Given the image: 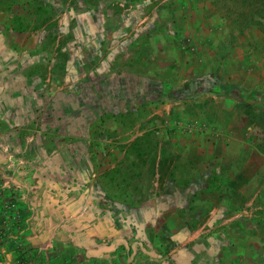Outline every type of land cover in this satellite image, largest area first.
I'll return each mask as SVG.
<instances>
[{"label":"rangeland","instance_id":"374dc122","mask_svg":"<svg viewBox=\"0 0 264 264\" xmlns=\"http://www.w3.org/2000/svg\"><path fill=\"white\" fill-rule=\"evenodd\" d=\"M252 9L0 0V243L21 258L32 194L53 198L28 205L63 232L57 264H264V26Z\"/></svg>","mask_w":264,"mask_h":264},{"label":"crops","instance_id":"0c3cea01","mask_svg":"<svg viewBox=\"0 0 264 264\" xmlns=\"http://www.w3.org/2000/svg\"><path fill=\"white\" fill-rule=\"evenodd\" d=\"M21 186L18 179H11L8 189H15L14 186ZM53 198H45L43 200H36L34 195H26L25 199L22 198L23 212H21V217H23L24 226L20 229L21 231L16 233L15 238H22L25 242L24 250L29 254L28 264H57L55 262L54 254L61 249V237L63 232L54 228V223L47 218L46 212L40 208L30 207L28 203L35 204V206L41 207L45 203L52 201ZM53 205L55 202H52ZM2 209L0 207V214H2ZM54 215V212H52ZM78 246L75 245V249ZM58 253V252H57ZM19 252L13 247V244H1L0 243V264H16ZM2 255V257H1ZM4 255V256H3ZM102 254L96 255V261L88 262L80 261L78 262L77 254L70 259L72 264H118L116 262H106ZM47 258V259H46Z\"/></svg>","mask_w":264,"mask_h":264},{"label":"trees","instance_id":"16d2710c","mask_svg":"<svg viewBox=\"0 0 264 264\" xmlns=\"http://www.w3.org/2000/svg\"><path fill=\"white\" fill-rule=\"evenodd\" d=\"M248 2H250V5L253 7L248 15L251 24L264 26V0H244L245 4Z\"/></svg>","mask_w":264,"mask_h":264},{"label":"built area","instance_id":"2783aa9c","mask_svg":"<svg viewBox=\"0 0 264 264\" xmlns=\"http://www.w3.org/2000/svg\"><path fill=\"white\" fill-rule=\"evenodd\" d=\"M29 254L24 248H21V258L17 260V264H28Z\"/></svg>","mask_w":264,"mask_h":264}]
</instances>
